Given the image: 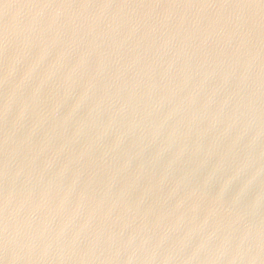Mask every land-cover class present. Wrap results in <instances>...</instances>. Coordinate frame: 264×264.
<instances>
[{
	"label": "water",
	"instance_id": "95a60500",
	"mask_svg": "<svg viewBox=\"0 0 264 264\" xmlns=\"http://www.w3.org/2000/svg\"><path fill=\"white\" fill-rule=\"evenodd\" d=\"M0 264H264V0H0Z\"/></svg>",
	"mask_w": 264,
	"mask_h": 264
}]
</instances>
